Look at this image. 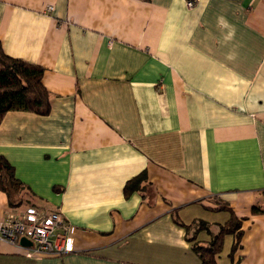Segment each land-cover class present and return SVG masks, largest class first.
<instances>
[{
    "label": "crops",
    "instance_id": "0c3cea01",
    "mask_svg": "<svg viewBox=\"0 0 264 264\" xmlns=\"http://www.w3.org/2000/svg\"><path fill=\"white\" fill-rule=\"evenodd\" d=\"M0 44L44 69L51 102L0 123L23 183L17 207L0 190V223L34 208L76 232L62 256L0 244V264H201L175 217L231 213L219 264H264V0H0Z\"/></svg>",
    "mask_w": 264,
    "mask_h": 264
},
{
    "label": "trees",
    "instance_id": "16d2710c",
    "mask_svg": "<svg viewBox=\"0 0 264 264\" xmlns=\"http://www.w3.org/2000/svg\"><path fill=\"white\" fill-rule=\"evenodd\" d=\"M44 74L42 67L6 55L0 44V123L10 111L33 112L42 116L49 114L50 93L43 84ZM145 179L144 173L129 181L125 187V194L128 196L139 190V183ZM0 190L7 194L12 207L20 204L18 197L23 190V183L16 178L15 169L2 155H0ZM252 211L254 214H264V205L255 204ZM175 222L187 232L191 228L188 239L201 264H219L218 256L223 251L225 239L234 235L240 240L242 236V223L233 213L223 225L210 226L205 221H198L186 226L177 217ZM212 228H215V231H212ZM202 231L211 235L208 244L198 241V234ZM235 250L236 246L233 252Z\"/></svg>",
    "mask_w": 264,
    "mask_h": 264
},
{
    "label": "built area",
    "instance_id": "2783aa9c",
    "mask_svg": "<svg viewBox=\"0 0 264 264\" xmlns=\"http://www.w3.org/2000/svg\"><path fill=\"white\" fill-rule=\"evenodd\" d=\"M193 1L187 2L192 8ZM54 8L48 7V12ZM75 228L58 211L40 214L28 208L19 215H12L0 223V244L21 250L28 257L62 256L75 251ZM26 239L30 245L25 246Z\"/></svg>",
    "mask_w": 264,
    "mask_h": 264
},
{
    "label": "clouds",
    "instance_id": "9594fccd",
    "mask_svg": "<svg viewBox=\"0 0 264 264\" xmlns=\"http://www.w3.org/2000/svg\"><path fill=\"white\" fill-rule=\"evenodd\" d=\"M219 23L221 25H223L224 27H226V28H231V30H230L228 36L226 37V39H229V40L232 39L234 37V35H235V28L230 26L223 17L219 18ZM233 57H234V53H230L228 58L232 59Z\"/></svg>",
    "mask_w": 264,
    "mask_h": 264
},
{
    "label": "rangeland",
    "instance_id": "374dc122",
    "mask_svg": "<svg viewBox=\"0 0 264 264\" xmlns=\"http://www.w3.org/2000/svg\"><path fill=\"white\" fill-rule=\"evenodd\" d=\"M28 209V208H27Z\"/></svg>",
    "mask_w": 264,
    "mask_h": 264
}]
</instances>
